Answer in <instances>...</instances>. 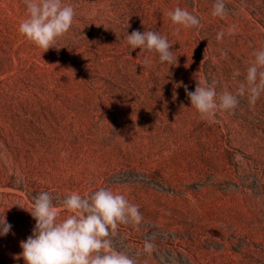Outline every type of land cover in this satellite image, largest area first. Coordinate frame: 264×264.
Here are the masks:
<instances>
[{"label": "rangeland", "instance_id": "1", "mask_svg": "<svg viewBox=\"0 0 264 264\" xmlns=\"http://www.w3.org/2000/svg\"><path fill=\"white\" fill-rule=\"evenodd\" d=\"M223 2L220 17L216 0H64L74 24L43 53L19 32L24 0H0V264H25L14 254L36 223L14 204L47 192L63 220L66 196L100 188L138 206L107 237L134 264H264V92L251 103L245 80L264 0ZM177 7L199 26L174 24ZM133 30L167 37L177 64L132 50ZM198 81L245 94L205 120L185 91Z\"/></svg>", "mask_w": 264, "mask_h": 264}, {"label": "clouds", "instance_id": "2", "mask_svg": "<svg viewBox=\"0 0 264 264\" xmlns=\"http://www.w3.org/2000/svg\"><path fill=\"white\" fill-rule=\"evenodd\" d=\"M24 3L28 18L20 23L19 32L43 49V53L51 48L59 51L62 46H58V38L68 33L74 24V6L65 4L64 0H24ZM225 14L223 0H216L213 15L223 17ZM167 15L174 24L185 28L200 24L196 15L180 7ZM222 35L219 33L217 38ZM126 39L132 50L154 51L158 53L161 63L167 62L170 66L177 64L172 52L174 44L156 31L133 30L127 33ZM147 63L149 60L146 57ZM261 69H264V49L256 51L255 61L247 68L245 80L251 103H255L264 92V70ZM239 74L238 71L235 73ZM185 91L191 106L197 109L202 119L208 120L218 107L235 111L239 97L245 94V85L242 84L236 94L228 91L218 94L215 87L202 86L198 81L194 91H189L187 87ZM63 204L67 211L73 213L63 220H58L59 212L47 192L33 196L32 208L14 204L28 211L36 221L32 234L20 241L23 251L14 254V259L23 258L25 264H134L127 254L111 250L107 237L109 229L114 230L117 222H139L141 214L138 206L130 204L124 195L115 194L107 188H100L88 196L73 193L63 199ZM11 229L6 216L0 215V236L8 235ZM152 247L151 243H146V251Z\"/></svg>", "mask_w": 264, "mask_h": 264}]
</instances>
